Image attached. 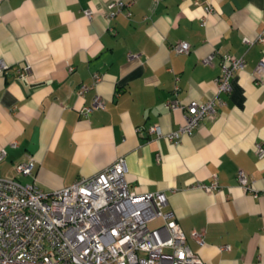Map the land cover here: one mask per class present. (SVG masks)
I'll return each mask as SVG.
<instances>
[{"label":"crops","instance_id":"crops-1","mask_svg":"<svg viewBox=\"0 0 264 264\" xmlns=\"http://www.w3.org/2000/svg\"><path fill=\"white\" fill-rule=\"evenodd\" d=\"M258 36L264 0H0V60L8 65L0 72V176H17L14 165L32 157L33 176L17 178L48 192L124 157L129 187L165 194L204 264H264V156L256 151L264 148V86L252 77L264 56ZM181 40L188 53L171 49ZM224 54L243 57L244 66L230 91L216 95ZM82 84L88 89L78 95ZM96 95L104 108L84 114ZM212 98L213 117L191 134L168 141L146 131L158 125L166 134L184 123L168 100ZM239 170L252 191L238 182ZM214 176L218 188L205 191ZM193 230L204 232L203 244Z\"/></svg>","mask_w":264,"mask_h":264},{"label":"built area","instance_id":"built-area-1","mask_svg":"<svg viewBox=\"0 0 264 264\" xmlns=\"http://www.w3.org/2000/svg\"><path fill=\"white\" fill-rule=\"evenodd\" d=\"M115 3L123 4L117 1L111 5ZM84 14L91 17L92 12L85 10ZM256 40L262 42L264 36ZM243 41L248 45L254 42L247 37ZM171 49L178 54L188 53L190 44L181 40ZM212 57L213 54L208 55L203 62L210 63ZM7 66L0 60V72ZM243 66V57L222 55L220 73L215 79L216 95L230 91L231 77ZM22 69L19 78L29 65ZM252 77L256 85L264 86V56L254 67ZM100 78L93 75L94 83ZM87 89L82 84L77 94L82 95ZM214 106L215 98L187 104L170 99L166 107L182 109L184 123L166 134L158 125H150L146 131L168 141L189 135L201 120L213 117ZM96 108H104L98 95L82 112L88 114ZM142 130L137 128L138 132ZM256 151L264 156L260 145H256ZM5 155L6 151L0 149V162ZM33 167L29 157L14 165L17 176H0V264H204L186 243L173 212L165 208V194L137 193L129 187L124 157H117L90 177L48 192L41 190L35 180L21 182L17 178L32 177ZM237 178L244 189L253 190L243 171L237 172ZM201 187L207 192L217 189L216 177ZM155 220L158 223L150 227L149 222ZM191 237L199 244L204 242L203 231L193 230ZM222 249H229V245Z\"/></svg>","mask_w":264,"mask_h":264},{"label":"rangeland","instance_id":"rangeland-1","mask_svg":"<svg viewBox=\"0 0 264 264\" xmlns=\"http://www.w3.org/2000/svg\"><path fill=\"white\" fill-rule=\"evenodd\" d=\"M157 223H158L157 220H155V221H150V222H149V226H150V227H154Z\"/></svg>","mask_w":264,"mask_h":264}]
</instances>
